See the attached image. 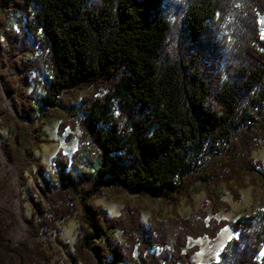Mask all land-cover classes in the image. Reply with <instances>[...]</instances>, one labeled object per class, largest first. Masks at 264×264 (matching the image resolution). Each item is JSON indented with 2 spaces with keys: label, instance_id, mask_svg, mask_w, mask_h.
<instances>
[{
  "label": "trees",
  "instance_id": "trees-1",
  "mask_svg": "<svg viewBox=\"0 0 264 264\" xmlns=\"http://www.w3.org/2000/svg\"><path fill=\"white\" fill-rule=\"evenodd\" d=\"M262 17L264 0H0V264L59 262L60 247L66 264H197L187 240L225 225L234 235L204 264H264V203L234 221L199 208L147 224L137 207L94 203L106 190L190 202L200 183L215 212L228 208L220 184L235 199L246 176L264 186L251 155L264 141ZM64 101L77 146L46 167L34 152ZM75 214L69 251L59 223Z\"/></svg>",
  "mask_w": 264,
  "mask_h": 264
},
{
  "label": "rangeland",
  "instance_id": "rangeland-1",
  "mask_svg": "<svg viewBox=\"0 0 264 264\" xmlns=\"http://www.w3.org/2000/svg\"><path fill=\"white\" fill-rule=\"evenodd\" d=\"M8 24L15 30H19L17 14L13 11L7 13ZM264 17L261 18L262 33L264 34ZM76 103L61 102L57 107L54 115L49 118L42 129L43 137L48 140L35 150L34 154L37 159L46 167H49L52 157L62 151L70 155L76 148L80 129L77 123L80 115L76 107ZM67 114H71L68 116ZM66 118L63 123L62 119ZM63 125L60 130V125ZM6 137V129H0V141ZM252 157L255 160H261L264 164V141L252 151ZM1 170V168H0ZM256 174L246 176L243 185H235L238 191V198L235 199L233 193L225 184H220L216 189L220 199L228 204L227 209L220 208L212 211L209 205L202 206L206 200V192L204 187L197 183L192 190V200L187 202L182 198L177 204H170L161 198L141 196L129 194L126 192H115L106 190L101 196L94 200V203L103 207L111 216L118 215L125 205L137 207L140 211L142 221L147 224L152 216L157 218H167L175 215L188 216L192 212L202 208L206 215V220L215 221H234L239 217L247 216L253 213L260 204L264 203V186L255 178ZM29 192V180L22 188V194ZM29 209L26 207V213ZM78 228V216L75 214L70 219L59 223V237L63 242L68 244V250L72 251V245L76 239ZM234 235L229 225L217 230L213 238L208 235L189 238L187 240V248L196 247L192 260L197 264H204L217 259L224 244ZM53 240V236L49 237ZM55 245V242H53ZM56 249V248H55ZM60 253L55 255V259L59 262L52 261L49 264H66L62 261L66 257L65 249L60 247ZM57 250V249H56Z\"/></svg>",
  "mask_w": 264,
  "mask_h": 264
},
{
  "label": "snow or ice",
  "instance_id": "snow-or-ice-1",
  "mask_svg": "<svg viewBox=\"0 0 264 264\" xmlns=\"http://www.w3.org/2000/svg\"><path fill=\"white\" fill-rule=\"evenodd\" d=\"M262 23H264V21H262Z\"/></svg>",
  "mask_w": 264,
  "mask_h": 264
}]
</instances>
